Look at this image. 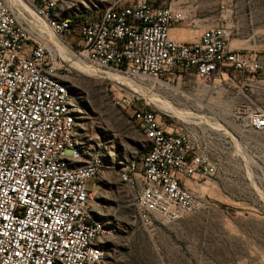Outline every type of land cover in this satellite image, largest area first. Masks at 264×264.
I'll return each instance as SVG.
<instances>
[{
	"label": "built area",
	"instance_id": "built-area-1",
	"mask_svg": "<svg viewBox=\"0 0 264 264\" xmlns=\"http://www.w3.org/2000/svg\"><path fill=\"white\" fill-rule=\"evenodd\" d=\"M24 1L32 13L21 2L0 0V264H97L88 183L102 167L97 160L82 172L69 167L73 122L63 112L67 94L55 70L76 72V59L133 81L207 83L231 79V71L256 78L260 58L231 47L228 17L197 41L172 39V27L195 25L192 11L172 2L118 0L115 11L59 26L53 9L60 0ZM112 93L139 128L156 133L145 161L126 171L140 218L174 222L203 209L206 201L180 178L217 174L200 132L145 108L134 88ZM247 119L264 130V109L250 110Z\"/></svg>",
	"mask_w": 264,
	"mask_h": 264
},
{
	"label": "rangeland",
	"instance_id": "rangeland-1",
	"mask_svg": "<svg viewBox=\"0 0 264 264\" xmlns=\"http://www.w3.org/2000/svg\"><path fill=\"white\" fill-rule=\"evenodd\" d=\"M116 2L60 0L58 17L95 18L114 11ZM222 4L233 10V45L260 58L256 78L234 71L231 79L207 83L126 78L141 90L135 88L145 108L168 114L174 126L196 128L210 146L218 171L210 178L192 179L190 189L206 201L195 214L174 222L157 217L153 224L140 218L131 181L121 180L120 168L140 162L147 142L112 93L132 87L78 66L67 78L82 158L98 154L105 161L98 178L88 183L94 190L93 213L109 231L100 238L104 264H264V130H254L247 119L250 110L264 109V0H195L206 16L219 17ZM157 96L204 120L170 111L151 98Z\"/></svg>",
	"mask_w": 264,
	"mask_h": 264
},
{
	"label": "bare ground",
	"instance_id": "bare-ground-1",
	"mask_svg": "<svg viewBox=\"0 0 264 264\" xmlns=\"http://www.w3.org/2000/svg\"><path fill=\"white\" fill-rule=\"evenodd\" d=\"M11 1L14 4L16 0H11ZM20 2L27 9H29L31 13L33 12L29 8V6L26 4V2L24 0H21V1H19L18 4L17 3L16 4L19 5ZM117 2H118V0H117ZM58 8L59 7H58V3H57L56 6L53 9V20H57V23H58L59 26H68L71 23H75V22L79 21V20L72 21L71 18H69L68 20L66 18H59L58 17V11H59ZM115 9H116V4H115ZM50 35L52 36L51 33H50ZM73 61H74V64L76 66H78L82 71H85V72L91 73V74H95V75H101V76H103L105 78H109V79L117 81L119 83L127 84V86L129 85V86H131L134 89L136 88V89L140 90L139 87L135 86L133 83L129 82V80H127L126 78H124L122 75H120L118 73H115V72L110 71V70H103V69L93 68V67H91L89 65L83 64L80 60L73 59ZM71 72L72 71H68L66 69H56L55 70V77L60 79V81H58V88L60 90H65L66 94H67V102H62L63 112L66 115H68L70 117V119L72 120V122H73V125H72V142H71V149L73 150V152L66 153V160L69 161V167L73 168V172H82L84 170H88V163H95L96 160L99 163L100 167H102V169H103V167L105 166V161L98 154H92L87 159H83L82 160V152H83V150H82V145L80 144V142H79V140L77 138V135H76V131H75L76 130V116H75V114L72 111L73 110L72 109V94H71V89L69 87L68 79H67ZM151 98L153 100L157 101V102L158 101L162 102V104H163V106L165 108L170 109V111L171 110L174 111L176 114H178L180 116H185V117L198 116V117L203 119L202 116H199V115H197V114H195V113H193L191 111L182 110V109L174 106L173 104H171L169 101L162 100V99L158 98V96L157 97H151ZM116 101H118L117 100V94H116ZM162 104L161 105L158 104V105L162 106ZM133 119L136 122V119H135L134 116H133ZM139 129L141 130L142 134L145 136L146 142H147L146 146H145V147H147L146 148L147 150H146L145 154H150L151 151L153 150L154 145L156 144V133L154 131H152V130L145 129V128H139ZM145 154L143 155L142 160L140 162H144L145 161ZM140 162L137 163L135 161H132V162L127 163L124 167L120 168V178H121V180L124 181V182L131 181V176H128V172H126V171H130L132 169L133 165H138ZM131 192H132V184H131ZM134 202H136V198L135 197H134ZM91 221L93 222V224L99 230V232L94 234V237L92 238V247H93L94 251L97 254H99V257L97 258V264H104L103 263V251H102V249L99 246V239L102 236H104L106 233H108L109 231L106 229V227H105L104 223L102 222V220L95 216V214L93 213L92 208H91Z\"/></svg>",
	"mask_w": 264,
	"mask_h": 264
},
{
	"label": "crops",
	"instance_id": "crops-1",
	"mask_svg": "<svg viewBox=\"0 0 264 264\" xmlns=\"http://www.w3.org/2000/svg\"><path fill=\"white\" fill-rule=\"evenodd\" d=\"M157 2L159 4H168V3L172 2V4L176 5V6L184 5V6H187L192 11V18H193V21L195 22L194 26H189V25L174 26L170 30L171 38L176 40V41H179V42L199 40L202 32L206 28H208L212 25H215L216 23L222 21L224 19V17H228L229 19H231V22L233 24L232 16L230 13L233 10L231 9L230 5L227 6L225 4H222L223 8L221 9V11H220L221 14L218 17L217 15H208V16L203 15V14H205V11L203 10V8H198L195 5V0H157ZM230 45L232 48H237L236 46L233 45L232 39L230 40ZM180 178L182 179V181L186 184V186L188 188H192L193 181L191 178H188L182 174H180ZM97 218H99V217H97ZM99 219H101V218H99ZM104 225H105V223H104ZM104 236H102V237H104ZM99 246L103 251V259H104L105 251L100 244V239H99Z\"/></svg>",
	"mask_w": 264,
	"mask_h": 264
}]
</instances>
